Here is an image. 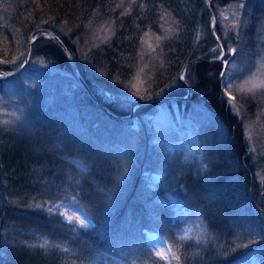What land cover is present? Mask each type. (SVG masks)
<instances>
[{
	"label": "trees",
	"instance_id": "trees-1",
	"mask_svg": "<svg viewBox=\"0 0 264 264\" xmlns=\"http://www.w3.org/2000/svg\"><path fill=\"white\" fill-rule=\"evenodd\" d=\"M2 1L8 5V18L12 19L10 25L0 28V50L4 51L9 46L3 41L13 40L24 30L26 36L33 37L50 29L62 37L59 23L78 34L85 32L94 13L110 18L117 25V33L107 49L109 56L120 63L128 57L131 61L148 58L146 67L156 77L150 94L159 89L163 96L188 95L179 75L187 62L202 59L192 65L196 84L191 100L202 101L203 114L218 125L214 130L203 119L195 120L202 154L196 153L192 158L177 150L178 156L174 158L178 162L164 167L165 179L161 183L153 182L163 168L167 148L161 144L160 149L153 146L152 152L146 155L143 151L137 157L138 150L150 146V140L138 132L140 143L135 147L118 132L125 126L135 129L140 116L120 119L110 115L79 79L76 83L69 81L64 90L60 83L56 102L41 103L34 113L32 132L6 134L0 128V264H251L259 250L241 256L229 248L237 229L244 223H254L255 212L261 208L250 198L255 186L251 159L239 117L223 96L220 64L208 60L214 57L212 52L207 56L204 39L197 40L195 36L197 29L203 32L208 25V33L213 37L209 26L213 12L217 13L214 1L219 0H212L213 12L208 8V0ZM13 1L16 4L12 5ZM257 6L258 12L264 13V0ZM62 39L74 54L67 39ZM213 40L205 50L218 44L217 39ZM38 41H50L47 47L53 56L71 66L55 39ZM175 69L180 73H174ZM80 70L97 94L91 71L82 65ZM171 101L190 103L181 98ZM105 104L117 115L127 116ZM146 106L140 110L147 109ZM189 107L190 104L186 110ZM217 132L222 134L225 149L219 148L213 139L218 137ZM118 155L123 161L127 159L125 165L135 164L132 169L140 174L129 180L133 182L132 190L119 195L113 208L106 204V194H101L96 178L108 176L109 181L117 182V173L124 171L121 165L125 167L123 163H114ZM179 164L184 167H178ZM204 167L209 171H203ZM210 170L219 177L211 195H205L200 178ZM237 198L244 201V209L236 204ZM62 206L83 210L93 224L81 226L69 221ZM239 209L244 216L237 214ZM149 234H158L170 248L164 257L151 246ZM258 235L259 231L254 232L244 243L259 246V240H264ZM258 264H264V260L258 257Z\"/></svg>",
	"mask_w": 264,
	"mask_h": 264
},
{
	"label": "rangeland",
	"instance_id": "rangeland-1",
	"mask_svg": "<svg viewBox=\"0 0 264 264\" xmlns=\"http://www.w3.org/2000/svg\"><path fill=\"white\" fill-rule=\"evenodd\" d=\"M260 1L262 0L214 1L217 10L215 32L221 38L225 53L219 42L216 45L213 43L209 50H205L211 42H214L213 38H215L211 29L212 19L209 27H211L213 37H210V33H208V25L206 26L207 28H203L204 33L202 30L199 32V29H197V34L195 35L197 40L204 39V53L206 55L213 53L210 55L214 57L208 60L213 61L215 59L214 61L220 64L219 82H221L223 96L228 101L231 111L239 117L245 137L247 156H250L251 159L249 163L254 174L255 186L250 198H253L262 209L259 207L260 209L256 210L254 223H244L237 229L232 238L233 246H229L231 251L237 254L247 253L246 256L259 250V256L256 255L251 264H258V257L264 260V241L259 240V246H253L254 244H250V246L246 242L244 243L249 235H254V232L258 231V238L264 240V13H259L257 10V5ZM11 4H16V1ZM241 4L243 7H241ZM10 13L8 5L0 0V28L3 25L11 24L12 19L8 18ZM256 16H258L257 19L254 18ZM59 24L57 27L61 28L62 37H65L74 48V54L68 50L79 70L82 65L88 72L91 71V82L99 97L93 92L87 80L84 79L97 99L102 103L111 104L123 115L129 116L128 114L135 103L140 100L152 99L163 93L162 90L158 91V89L156 93L150 94L156 77L154 78L153 76L154 71H149L150 69L146 67L148 58L144 56L139 60L131 61L128 57L125 63H120L119 60L112 58V55L109 56L107 49L111 47L117 33V25L110 18L103 16L100 12H96L86 24L85 32L78 34L74 33L68 25ZM150 26H152L151 23ZM24 33H18L12 37L13 40L11 41H3L9 47L7 51H4L3 48L0 50V78L5 75L1 70L15 71L24 64L32 39V35L26 36V30H24ZM38 42L33 44L29 62L21 72L13 77L0 79V128L6 134L22 130L32 132L33 115L41 108L40 104L56 102L60 83L62 84V90H64L69 87V81L74 83L78 81L72 66L55 58L51 51L48 50L47 46H50V41H43L40 44ZM231 48L235 50L233 54L228 52ZM214 49L216 50L215 52L213 51ZM218 57H222V59ZM154 61L152 60V62ZM225 61L228 64L224 67ZM130 62L131 64L128 66ZM195 63L185 69L183 72L184 82L181 81L187 86V89L190 87L192 92L190 101L188 100L191 105L189 109L186 110V106L189 104L185 105L173 101L164 100L150 102L149 104L144 103L138 105L135 109V114L140 116L135 129L130 130V127L127 126L121 127L120 130L116 129L118 132H122V138L126 136V139L135 147L136 144L140 143V139L137 138L136 134L138 132L143 133L150 140L151 147L148 146L149 150L147 146L141 148L140 152L138 150L137 157L143 151L146 155L152 152L153 146L160 149V144L167 148V154L172 153L171 156H167L166 153L163 154V168L160 169L159 176L152 179L153 182L159 180L158 182L161 183L165 179L164 167H168V164L173 162L176 163V157L174 158V156H178L177 150L180 152L185 151L192 158L196 153L202 154L203 146H201V138L195 126L199 120L203 119L206 123L211 124L214 130H217L215 128L218 125L217 121L214 122V119L211 120L207 114H203L204 107L202 106L203 104H200L202 101L198 99L191 100L194 98L193 89H195L194 85L196 84L195 69L192 67ZM174 73H178L176 69ZM52 94L53 96L51 97ZM229 94L235 97L234 101L229 100ZM185 96L187 97L188 95ZM144 105H147V109L140 110V107ZM217 135L218 137L213 136V139L216 140V145L225 149L224 140L221 138L222 134L217 132ZM1 142L3 143L2 145L6 146L4 141ZM224 158L226 162H229L228 156ZM125 160L123 161V157L118 155L114 163L124 164L128 162L126 158ZM178 160L176 161L178 162ZM140 161L143 160L140 159ZM134 165H130V163H126L125 167L121 165V170L124 171L122 174L119 172L121 175L117 173L115 178L117 182L109 181L108 176L106 178H96L98 188H100L101 194L107 195H105L106 204L110 207L114 208L115 203L119 201H117L119 195L121 197L124 196L132 188L133 182L130 181L129 183V180L140 174L138 170L134 171L132 169ZM178 167L184 166L179 164ZM181 171L184 172L185 169H181ZM203 171H209L208 167H204ZM218 177L219 175L217 173L214 174L211 170L208 174L201 175V187L205 195H211L212 186L215 185ZM235 183L241 187L239 181H235ZM117 190L118 193L116 192ZM236 192L239 197H242L241 191L237 186ZM238 200L240 198H237L236 204L240 203V209H244V201L239 202ZM240 209L237 214L244 216ZM62 210L66 218L71 222L81 225L77 219L79 217L84 220V225L81 226H91L93 224V221L81 209L73 206H62ZM149 236L151 246H154L159 256L164 257L170 248L166 245L163 238L158 234H149ZM228 254L231 255V252H228Z\"/></svg>",
	"mask_w": 264,
	"mask_h": 264
},
{
	"label": "water",
	"instance_id": "water-1",
	"mask_svg": "<svg viewBox=\"0 0 264 264\" xmlns=\"http://www.w3.org/2000/svg\"><path fill=\"white\" fill-rule=\"evenodd\" d=\"M208 8L211 12H213V9H212V0H208ZM216 16L213 12V23H212V32L215 36V38L217 39V41L219 42V44L222 46L223 48V52L225 51L224 47H223V43L221 41V39L219 38V36L216 34L215 32V29H216ZM43 38H53L55 39L59 45L62 47L67 59L69 60V63L70 65L72 66V68L74 69L78 79L80 80V82L83 84V86L86 88V90L89 92V94L92 96V98L96 101L97 104H99V106L102 107L103 110H105L107 113H109L110 115L112 116H115L117 118H120V119H129L131 118L134 113H135V109L138 105H141V104H144V103H150V102H154V101H166V100H174V99H178V98H181L183 100H188L190 99L191 95H192V92H191V89L190 87H188V96L187 97H173V96H156L152 99H149V100H140L138 101L137 103H135L134 107L132 108L131 110V114L129 116H119L117 115L115 112H113L107 105H105L104 103H102L100 100L97 99V97L94 95V93L92 92V90L90 89L89 85L87 84L86 80L84 79V77L82 76L79 68L77 67L74 59L72 58V55L70 54L67 46L65 45V43L63 42L62 38L57 34L55 33L54 31L50 30V29H45L41 34L39 35H36V36H33L31 41H30V45H29V48H28V53H27V56H26V60L24 61V64L18 69V70H15V71H3L1 70V72L4 75V77H1L0 79H6V78H10V77H13L15 75H17L19 72H21L25 67L26 65L28 64L29 62V59H30V56H31V53H32V47H33V44L40 40V39H43ZM225 53V52H224ZM230 54H233V52H230ZM202 59H196V60H192V61H189L185 64L184 68L182 69V72L180 74V80L184 82V79L182 78L183 77V72L185 71V69L191 65L192 63H195V62H198ZM215 59H213L214 61ZM228 62L225 61L224 62V67L227 66Z\"/></svg>",
	"mask_w": 264,
	"mask_h": 264
},
{
	"label": "snow or ice",
	"instance_id": "snow-or-ice-1",
	"mask_svg": "<svg viewBox=\"0 0 264 264\" xmlns=\"http://www.w3.org/2000/svg\"><path fill=\"white\" fill-rule=\"evenodd\" d=\"M241 7H243V5L241 4ZM214 52L216 51L215 49L213 50ZM229 51L230 52H234L235 50L234 49H229ZM218 58H221L222 59V57H218ZM183 78V77H182ZM229 100L230 101H234L235 100V97H233V96H231L230 94H229ZM77 219L79 220V222H80V224L81 225H84V220H82V219H80L79 217H77ZM249 251H251V249H249ZM247 253H241V256H244V255H246ZM173 256L178 260L179 259V257L178 256H175V253H173Z\"/></svg>",
	"mask_w": 264,
	"mask_h": 264
}]
</instances>
